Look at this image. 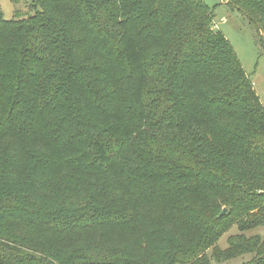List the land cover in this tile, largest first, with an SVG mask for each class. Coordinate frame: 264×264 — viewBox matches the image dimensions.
<instances>
[{
  "label": "trees",
  "instance_id": "1",
  "mask_svg": "<svg viewBox=\"0 0 264 264\" xmlns=\"http://www.w3.org/2000/svg\"><path fill=\"white\" fill-rule=\"evenodd\" d=\"M74 1L89 13L75 14ZM220 1L247 19L264 50V0ZM31 3V14L10 19L0 10V264H52L26 233L69 243L88 223L107 229L84 239L133 240L145 253L88 247L67 261L220 264L250 253L243 264H264V237L250 233L264 227V106L212 9L203 0ZM170 130L188 145L170 149L148 134ZM11 131L38 146L26 203L14 202L1 176L17 160ZM136 135L160 166L155 185L138 193L133 178L146 171L128 173L121 152ZM53 200L60 211L27 204Z\"/></svg>",
  "mask_w": 264,
  "mask_h": 264
},
{
  "label": "rangeland",
  "instance_id": "2",
  "mask_svg": "<svg viewBox=\"0 0 264 264\" xmlns=\"http://www.w3.org/2000/svg\"><path fill=\"white\" fill-rule=\"evenodd\" d=\"M74 8L73 12L77 15H82L83 17L85 14V9L82 7L84 6L82 2L74 1ZM116 2V0H113ZM203 2L212 9L215 18V28L220 30L226 39L229 41L232 49L234 50L243 70L245 71L246 75L249 77L251 83L253 84L254 90L258 95L261 104L264 106V50L260 47V45L256 42L255 37V30L250 26L247 19L242 17L237 11L230 9L226 4H223L220 0H203ZM53 6L59 9V12L64 13V16L70 15L69 12L66 10L65 7L59 8L58 5L54 2L52 3ZM0 10L3 13L5 18H14L15 16L19 15H26L31 14L34 11V6H32L31 0H0ZM53 12H56L52 8ZM92 15V12H90ZM66 14V15H65ZM64 16H57L59 19H64ZM99 19H103L101 16L97 14ZM150 51V50H149ZM205 92V89L201 87ZM199 91L201 92V90ZM206 92L210 93L209 88H206ZM202 93V92H201ZM203 94V93H202ZM229 119L221 120L220 122L227 121ZM232 121V120H230ZM154 130V129H152ZM12 132V131H11ZM172 133L173 136L175 135V130L170 131H161L155 133L154 131H148V134H153L159 136V141L168 144H171L170 149L173 148H185L188 144V141L184 142L183 137L180 135L172 136L171 139H167L170 135H164V133ZM16 132H12L9 135V141L13 142L14 146H17V160L16 163L10 162L8 170L5 171V178L2 180L8 182V194L14 196V202L18 201L20 203H26L29 199L26 197H22L23 193H25L28 186V181L31 178V172L33 171V166L36 163V156H38V146L35 145L32 141H27L22 139L20 136L15 135ZM181 134V133H180ZM167 139V140H166ZM146 141L143 136L136 135L133 140H131V145H126L121 152L124 153V156L128 158L125 162L126 166L130 167L128 173L136 174L142 173L146 171V175L143 178L135 177L133 178V187L135 193L143 191L144 188L151 187L155 185L154 181H158V178H153L151 171L155 168H159L152 159H149L145 152H146ZM20 144V145H19ZM214 147L211 146L210 149H206L204 152H209ZM12 151V150H11ZM13 152V151H12ZM10 150L8 154L11 155ZM151 158V157H150ZM240 168H243L245 172L248 171L247 166L240 165ZM38 175V174H37ZM36 175V176H37ZM130 175V174H128ZM229 175V174H228ZM232 176V175H231ZM24 190V192H23ZM13 192V194H12ZM31 201V200H30ZM57 200H53L49 203L44 205V202H30L29 206L36 207L37 209L40 207L42 210L45 209L46 211H50V209H55L60 211V207L57 206ZM148 202H142L140 205L136 207V211H139V215L143 218L148 211L146 208L150 206H145ZM17 207V206H16ZM51 210V211H52ZM51 214V213H50ZM140 220L142 221L143 219ZM146 218V217H145ZM89 225H81L78 230L74 231L73 234L69 237L70 242H63V238L65 234H52V232L47 233H35L30 232L29 234L26 233V241L31 245H38L42 250L49 252L52 256H49V261L52 264H75V259L71 261H67L72 254H80V250L86 249L88 247L91 248L90 253L102 254L99 249L104 248H113L116 246L115 249H119L120 253L125 256H131L136 252L145 253L142 249H137V246L133 245V240L124 239L122 243L117 245L109 244L111 241L105 240H90L84 239V237L88 236H95L100 233H106L105 229L107 227H96L94 228V223H88ZM142 223H138L137 226L142 229ZM93 225V226H91ZM165 227V225H164ZM159 229V228H157ZM167 230L165 229L163 231ZM140 231V230H139ZM142 231V230H141ZM236 232V228L232 227L229 232L224 234L219 241V244L222 248L226 246V237ZM251 234L259 235L264 237V227L256 228L250 231ZM108 237V235H107ZM83 238V239H82ZM109 239V238H108ZM33 243V244H32ZM108 244V245H107ZM68 247L66 248V246ZM144 246V245H143ZM66 248V249H65ZM97 248V250H95ZM65 249V252H64ZM158 249V248H157ZM87 250V249H86ZM159 250V249H158ZM58 252V254H57ZM42 256L46 257V254L40 252ZM150 254V255H149ZM151 258L158 256V251H151L148 250V254ZM252 257V254H244L239 257L232 258L231 260L225 261L220 264H243L249 261ZM217 264V263H214Z\"/></svg>",
  "mask_w": 264,
  "mask_h": 264
},
{
  "label": "water",
  "instance_id": "3",
  "mask_svg": "<svg viewBox=\"0 0 264 264\" xmlns=\"http://www.w3.org/2000/svg\"><path fill=\"white\" fill-rule=\"evenodd\" d=\"M226 212H227V209H226V208H223L222 211H221V213H220V215H223V214H225Z\"/></svg>",
  "mask_w": 264,
  "mask_h": 264
}]
</instances>
